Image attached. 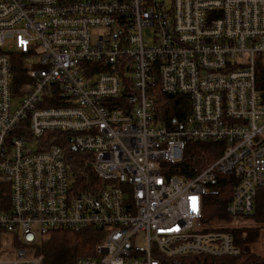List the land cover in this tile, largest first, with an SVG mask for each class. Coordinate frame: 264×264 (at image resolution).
<instances>
[{
    "label": "built area",
    "instance_id": "built-area-1",
    "mask_svg": "<svg viewBox=\"0 0 264 264\" xmlns=\"http://www.w3.org/2000/svg\"><path fill=\"white\" fill-rule=\"evenodd\" d=\"M16 52L39 60L19 93ZM262 53L264 0H0V230L22 242L0 264H42L30 246L55 229H104L81 264L239 255L231 233L203 231V195L218 173L236 174L237 220L264 188ZM157 91L187 96L185 118L162 123ZM53 132L103 185L75 189ZM197 140L224 152L190 179L171 174Z\"/></svg>",
    "mask_w": 264,
    "mask_h": 264
},
{
    "label": "trees",
    "instance_id": "trees-1",
    "mask_svg": "<svg viewBox=\"0 0 264 264\" xmlns=\"http://www.w3.org/2000/svg\"><path fill=\"white\" fill-rule=\"evenodd\" d=\"M25 55L15 53L13 58L14 89L21 92L22 85L28 80L24 67ZM257 85L264 89V53L257 57ZM158 109L162 123L170 124L173 120H182L188 114L190 104L185 95H168L157 91ZM67 102L52 101L50 105L61 106ZM19 127L13 134H22ZM27 136V134H24ZM50 143L60 144L65 153L68 170L73 177V185L77 190H87L98 185H103L97 177L92 165L91 157L82 154L72 148L71 142L65 135L53 132ZM225 145L222 142L189 141L185 146L184 158L181 163L175 165L171 174L178 173L182 179H190L202 169L211 165L224 152ZM236 174L218 173L216 178L209 182L203 195V231L228 232L233 236L234 244L241 249L236 256H210L189 254L169 259L165 264H264V252L258 253L254 245L261 236V227L238 226L232 224V217L227 212L234 187L239 182ZM255 198L254 211L241 219L251 216L256 217V208L260 203L263 206L260 190ZM0 230V235H1ZM104 229H55L42 235L36 242L37 254L43 256L42 264H81L86 257L97 256V247L104 241ZM22 243V242H21ZM21 243H17L22 246ZM18 246V247H20Z\"/></svg>",
    "mask_w": 264,
    "mask_h": 264
},
{
    "label": "rangeland",
    "instance_id": "rangeland-1",
    "mask_svg": "<svg viewBox=\"0 0 264 264\" xmlns=\"http://www.w3.org/2000/svg\"><path fill=\"white\" fill-rule=\"evenodd\" d=\"M144 37L145 40L148 42H152L153 40V29L151 27H147L144 31ZM39 60L38 58H26L24 60V66L29 67L30 69L38 67L39 66ZM20 101L19 98H15L13 101V105H17ZM29 146L32 148H36V144L34 142H30ZM73 178V177H72ZM260 196L262 198L263 206L259 203L256 208V217L252 218L247 217L244 219H232V224L238 225V226H257L261 227V236L259 238V241H257L254 245V250L258 253L264 252V188L260 190ZM17 243H21V237L20 235L8 233V232H1L0 235V258L6 259V258H12L16 254V250L18 248ZM22 245V243H21ZM33 250V253L37 256H40L41 254H37L36 250V243L30 246Z\"/></svg>",
    "mask_w": 264,
    "mask_h": 264
}]
</instances>
